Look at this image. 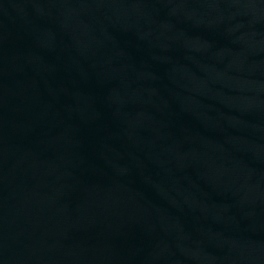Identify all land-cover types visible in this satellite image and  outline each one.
<instances>
[{"label": "water", "instance_id": "obj_1", "mask_svg": "<svg viewBox=\"0 0 264 264\" xmlns=\"http://www.w3.org/2000/svg\"><path fill=\"white\" fill-rule=\"evenodd\" d=\"M0 264H264V0H0Z\"/></svg>", "mask_w": 264, "mask_h": 264}]
</instances>
